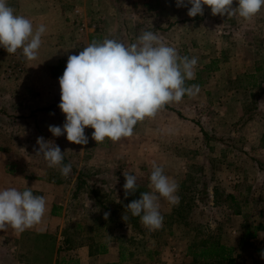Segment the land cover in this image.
<instances>
[{
    "label": "rangeland",
    "instance_id": "rangeland-1",
    "mask_svg": "<svg viewBox=\"0 0 264 264\" xmlns=\"http://www.w3.org/2000/svg\"><path fill=\"white\" fill-rule=\"evenodd\" d=\"M7 3L15 14L32 21L34 31L41 24L46 31L35 60H27L19 49L8 54L0 47V175L46 179L63 197L71 190L74 200L64 232L72 244L89 243L100 251L101 246L118 243L130 254L131 264L210 263L193 256L202 243L213 241L208 238L214 212L207 206L210 183L224 177L230 161L227 142L245 138L252 129L247 120L264 119V6L246 21L238 15L213 16L207 5L203 16L189 17L191 5L178 8L176 0ZM233 7H238L236 0ZM145 31L158 35L181 57L197 58L195 78L186 85H199V91L138 122L133 136L119 142L105 138L96 144L90 127L85 129L87 145L69 142L66 134L54 137L49 126L62 127L65 122L58 107L63 73L54 75V67L66 66L69 56L93 41L115 39L129 46ZM38 137L60 147L62 164H71L69 175L61 174V166L48 167L36 154ZM153 163L179 185V202L173 205L160 198L163 227L149 231L126 206L142 192L153 191ZM123 173L137 177L138 189L127 197ZM105 212L110 213L107 220Z\"/></svg>",
    "mask_w": 264,
    "mask_h": 264
},
{
    "label": "clouds",
    "instance_id": "clouds-1",
    "mask_svg": "<svg viewBox=\"0 0 264 264\" xmlns=\"http://www.w3.org/2000/svg\"><path fill=\"white\" fill-rule=\"evenodd\" d=\"M176 0V6L187 7L189 17L203 16L204 5L213 16L233 17L238 15L246 21L252 20L264 6V0ZM45 25L35 31L28 18L17 15L7 0H0V47L8 54L17 50L27 60H35L41 47ZM196 57H181L174 47L164 44L151 31L138 37L137 43L125 46L115 39L102 43L93 41L78 55L68 57L63 75L59 78L61 102L58 107L65 115L61 126L50 125L54 137L66 134V139L77 145H87L85 129H94L91 138L96 144L105 138L119 142L133 136L134 126L145 118H154L159 110L173 102L179 103L187 94L194 96L199 85H186L195 78ZM37 155H42L48 167L61 166V174L69 175L71 164L63 165L64 152L54 142L38 137ZM125 197L137 189V177L124 174ZM151 192H142L126 208L131 215L140 217L149 230L163 227L160 198L177 204L179 185L164 174L161 166L153 163L149 177ZM92 203V202H91ZM46 213V200L34 195L31 188L20 191L14 187L0 190V231L9 227L17 234L40 225ZM110 213H104L107 220ZM125 221L126 215L122 216ZM264 258V253L261 254Z\"/></svg>",
    "mask_w": 264,
    "mask_h": 264
},
{
    "label": "crops",
    "instance_id": "crops-1",
    "mask_svg": "<svg viewBox=\"0 0 264 264\" xmlns=\"http://www.w3.org/2000/svg\"><path fill=\"white\" fill-rule=\"evenodd\" d=\"M245 122L238 126L244 127ZM246 124L252 129L243 134L245 138L227 142L230 161L222 181L210 183L207 206L214 212L208 220L213 230L208 238L230 247L234 264H264V119H250ZM10 187L20 191L29 187L34 195L43 196L46 213L40 225L23 233L10 227L0 231V264H10L8 257L16 264H131L130 254L118 243L101 246L100 251L89 243H70L64 229L74 200L71 190L63 197L59 187L46 179L0 175V190ZM216 262L220 261L208 264Z\"/></svg>",
    "mask_w": 264,
    "mask_h": 264
},
{
    "label": "trees",
    "instance_id": "trees-1",
    "mask_svg": "<svg viewBox=\"0 0 264 264\" xmlns=\"http://www.w3.org/2000/svg\"><path fill=\"white\" fill-rule=\"evenodd\" d=\"M66 66L64 64H60L59 66L54 67L53 74L61 75ZM202 248L199 252L193 253L194 258L200 259L202 261H221L222 263L226 262L227 264H234V258L232 256V249L227 247L224 244L218 243L215 240L210 243L204 242L202 243Z\"/></svg>",
    "mask_w": 264,
    "mask_h": 264
}]
</instances>
